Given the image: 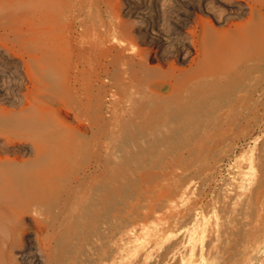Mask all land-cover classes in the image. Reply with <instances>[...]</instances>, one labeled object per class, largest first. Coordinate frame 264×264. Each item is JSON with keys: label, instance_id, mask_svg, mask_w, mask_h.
Wrapping results in <instances>:
<instances>
[{"label": "bare ground", "instance_id": "1", "mask_svg": "<svg viewBox=\"0 0 264 264\" xmlns=\"http://www.w3.org/2000/svg\"><path fill=\"white\" fill-rule=\"evenodd\" d=\"M171 1L141 0L125 11L108 10L107 0H0V264H85L92 250L99 264H116L115 244L100 254L94 243L105 233L117 240L133 175L149 168L154 145L171 138L173 150L206 152L187 141L261 127L264 0H224L225 14L207 0ZM139 141L142 149L124 156ZM256 160L261 174L234 192L237 206L232 193L219 200L236 229L230 255H219L216 238V264H248L245 253L264 242V149ZM166 244L157 260L133 264L191 262H168L174 241ZM64 247L75 256L62 258Z\"/></svg>", "mask_w": 264, "mask_h": 264}, {"label": "rangeland", "instance_id": "2", "mask_svg": "<svg viewBox=\"0 0 264 264\" xmlns=\"http://www.w3.org/2000/svg\"><path fill=\"white\" fill-rule=\"evenodd\" d=\"M166 1L168 4L172 3L169 0ZM207 1L214 5L218 11H222V14L229 13L230 11L224 0ZM138 2H141V0H107L108 10L117 5L122 6L126 11L127 5L132 4L136 6ZM100 5L98 7L101 8L102 13L106 14L107 4L101 3ZM15 8L19 9L17 5H15ZM16 9L14 10L16 11ZM204 15L212 19L216 27L224 26L223 22H220V24L213 19L210 13ZM103 17L106 19L105 15ZM125 17L128 18L127 15ZM17 28L18 26L13 28V33L10 36H18ZM167 47L169 48L170 46L168 45ZM12 81L9 94L18 91V88L12 85L16 81L14 79ZM251 128L252 123H248L246 129ZM187 142L190 147L198 145L201 148L202 146H206L208 150L206 152L191 151L190 153L185 148L181 152L173 150L172 147L179 142L171 138L154 145L156 148L153 147L148 154L151 164L149 168L147 170L143 168L136 170L133 175L137 178L132 186L135 197L124 201L120 219L121 227L116 235L117 242L110 239V236L107 235L108 233H105L94 243L100 254L101 252L104 254L115 244L118 247L116 254L118 260L116 259V264H133V261H137L141 257L143 259L147 258L149 261H155L160 257L161 252L164 251L166 243H170L172 240L174 244L166 258L168 262L173 263L185 257V260L189 259L188 261H191L188 264H216L218 258L214 256L216 253L213 251L215 250L214 246L219 242V239L217 240L216 238L222 239L220 247L223 251L220 254L218 253L219 255L224 254L226 256L232 253L233 231L236 227H232V223H230L227 217H221L222 213L218 212L220 211L218 210V205H220L219 200L227 198L229 193L235 195L239 190V193H242L244 189L245 191L248 190V183L254 182L257 178L256 176L261 174L256 155L264 149V120L260 128L255 127V131L246 137L236 138L227 136L223 139H192ZM143 144L142 141L136 142L133 149L131 148L132 146H124L122 152L124 156L126 155V150L136 152V150L142 149ZM183 158H185L184 164L174 166ZM251 160H253L252 164L250 163L245 168V162ZM138 162L140 163L139 158L136 163ZM131 163L135 164L134 161ZM241 168L244 170H241ZM184 189H186L187 193L183 192ZM238 198L239 196L235 195L232 200H230L231 198L228 199L232 201V203L230 202L232 206H237V203L233 202L237 201ZM155 205L161 206V209L152 212V208ZM188 220L194 223H189ZM169 226L176 231L173 235L170 233L172 236H169L166 231H164L165 233L162 232L163 227L167 228ZM188 226L195 232L190 231ZM157 232L162 234H160L161 243L159 241L156 244L153 240ZM72 233L75 232L73 231ZM212 233H215V236ZM218 233L221 235L219 236ZM199 235L202 236L200 237ZM209 235H211L210 237H215L216 241H213V247L207 244L210 238ZM75 241L78 243L77 240ZM152 243L157 246L152 245ZM263 244L264 242L260 243L259 249L258 246H251V249L245 253L246 257L243 256L244 254H239L236 257L247 258L245 261H248V264H261L264 260ZM253 247L256 249H253ZM61 250H59V254L62 252L64 255V257L60 256L62 258H66V256H71L72 258V256H75L74 254L67 253L66 250L70 252L69 248L66 249L64 247ZM63 250L65 251L63 252ZM250 250L252 252H249ZM59 251H57V255ZM93 251L89 253L92 259L85 262V264H99L97 255ZM211 251L214 253H212L213 255ZM192 252H194L193 255L191 254ZM58 259L61 258L58 257ZM214 259H216V262ZM62 261L58 260V264L59 262L60 264H64ZM182 262L184 263L185 261ZM102 264H108V260L103 261Z\"/></svg>", "mask_w": 264, "mask_h": 264}]
</instances>
